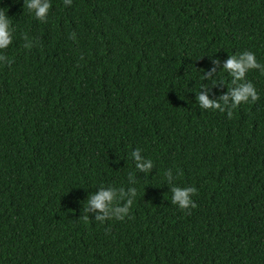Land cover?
I'll return each mask as SVG.
<instances>
[{"label":"trees","instance_id":"16d2710c","mask_svg":"<svg viewBox=\"0 0 264 264\" xmlns=\"http://www.w3.org/2000/svg\"><path fill=\"white\" fill-rule=\"evenodd\" d=\"M49 2L0 0V264H264V74L231 118L197 102L229 94V56L264 65V0ZM101 188L136 190L124 220L84 211Z\"/></svg>","mask_w":264,"mask_h":264},{"label":"clouds","instance_id":"9594fccd","mask_svg":"<svg viewBox=\"0 0 264 264\" xmlns=\"http://www.w3.org/2000/svg\"><path fill=\"white\" fill-rule=\"evenodd\" d=\"M65 4H71V0H64ZM26 7L32 13L37 20L46 22L47 14L51 7L49 0H27ZM12 29L10 28V20L4 11L0 10V50L8 48L12 42ZM29 47V45H25ZM11 63V62H10ZM214 64H219L218 60L213 61ZM250 70H259L261 74H264V65L260 64L256 60V56L251 51H245L239 56H229L227 61L223 65V71L228 73L231 79V87H229V94L220 97V102L209 100L206 94H198L197 102L202 109L205 110H218L221 113L227 112L229 118L232 117V110L237 108L242 103H248L251 101L255 103L260 99L254 85L246 80V74ZM213 72L215 69L212 70ZM209 74L203 75V79H208ZM223 83V81H221ZM229 101L231 102L229 105ZM139 149L134 151L132 155L135 157L137 163L136 168L140 171L147 173L151 167L152 162L147 163L141 161ZM170 179L171 174L166 173ZM131 179V176H129ZM172 199L171 203L178 205L181 210H187L189 208L195 209L196 203L191 199L193 195L197 193L195 187H187L181 189L180 187L173 186L171 189ZM123 195V190H121ZM116 195L115 189L101 190L94 195H91L87 201V206L84 208L85 212L89 210H95L99 213L96 217L97 221L103 222L106 219H111L110 213L115 214L116 220H124L128 215L129 210L133 204V200L136 196V190H131L132 198L128 199L123 206H117L112 208L113 200ZM190 214V213H189ZM85 221L88 220L87 215L83 216Z\"/></svg>","mask_w":264,"mask_h":264}]
</instances>
